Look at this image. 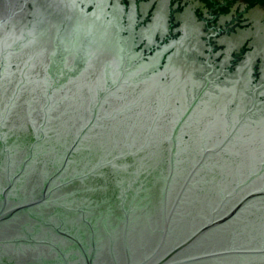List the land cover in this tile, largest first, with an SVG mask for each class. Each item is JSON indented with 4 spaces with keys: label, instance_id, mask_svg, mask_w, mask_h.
<instances>
[{
    "label": "water",
    "instance_id": "95a60500",
    "mask_svg": "<svg viewBox=\"0 0 264 264\" xmlns=\"http://www.w3.org/2000/svg\"><path fill=\"white\" fill-rule=\"evenodd\" d=\"M1 32L0 264H264V142H232L207 87L117 76L110 48L19 61Z\"/></svg>",
    "mask_w": 264,
    "mask_h": 264
},
{
    "label": "flooded vegetation",
    "instance_id": "af4514ba",
    "mask_svg": "<svg viewBox=\"0 0 264 264\" xmlns=\"http://www.w3.org/2000/svg\"><path fill=\"white\" fill-rule=\"evenodd\" d=\"M68 1L0 2V13L7 8L11 14L5 20L3 12L0 24L1 40L16 52L13 58L20 61L24 49L44 44L62 49L67 58L71 48L86 59L89 52L110 48L117 76L124 71L161 82L169 75L191 79L195 92L207 87L204 95L216 108L226 105L232 142H264V14L257 8L246 11L241 2L239 10H213L206 0H87L81 7ZM51 26L54 35L44 41ZM247 165L235 168L242 173Z\"/></svg>",
    "mask_w": 264,
    "mask_h": 264
}]
</instances>
